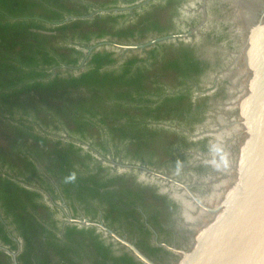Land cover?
<instances>
[{
  "label": "trees",
  "instance_id": "16d2710c",
  "mask_svg": "<svg viewBox=\"0 0 264 264\" xmlns=\"http://www.w3.org/2000/svg\"><path fill=\"white\" fill-rule=\"evenodd\" d=\"M116 1L0 0V167L35 182L53 199L69 200L75 209L77 202L88 205L98 199L105 206L104 220L113 223L125 218L140 226L142 220L145 225L146 208L165 206L160 196L123 175L104 176L101 165L82 174L92 161L88 154L81 155L73 143L64 145L40 135L32 125L16 119L21 112L44 126H65L82 140L96 135L94 144L104 149L107 142L128 141L126 155L135 159L168 152L174 138L149 128L148 120L166 119L187 106L186 95L164 94L162 87L178 86L198 75L200 62L192 50L156 46L144 51L142 58L128 53L118 70H110L107 67L117 63L113 51L95 50L85 56L66 43L71 38L88 42L105 37L140 43L167 30L173 0L137 13L124 25L119 20L123 14L89 17L92 6L106 7ZM83 55L87 66L80 74L57 72L51 77V68L77 65ZM0 211V239L17 248L7 229L10 220L24 244L17 261L0 249V264H35L39 257L46 264L50 255L61 257L69 250H85L104 264H137L132 256L113 255L90 228L66 225L63 237L57 239L47 227L56 224L54 212L41 201V194L1 175ZM92 211L100 214L98 208ZM159 212L149 220L158 222Z\"/></svg>",
  "mask_w": 264,
  "mask_h": 264
},
{
  "label": "rangeland",
  "instance_id": "374dc122",
  "mask_svg": "<svg viewBox=\"0 0 264 264\" xmlns=\"http://www.w3.org/2000/svg\"><path fill=\"white\" fill-rule=\"evenodd\" d=\"M168 1L117 0L106 7L92 6L88 15L123 14L119 20L124 25L136 19L137 13ZM258 16L253 0H173L167 14V30L151 34L153 37L150 35L140 43L118 42L110 37L88 42L77 38L66 41L85 56L95 50L113 51L117 63L107 67L110 70H118L128 53H139L142 58L144 51L156 46L192 50L200 62L198 75L185 78L178 86L162 87L164 94L186 95L187 106L166 119L148 120L149 128L174 138L168 152L162 155L135 159L132 154L126 155L128 141L120 145L107 142L104 149L94 144L96 135L82 140L65 126H44L31 115L16 114L18 121L32 125L38 134L60 140L64 145L73 143L80 148L81 155L88 154L92 161L88 171L81 170L82 174L91 173L95 165H101L105 169L104 176L123 175L160 196L165 206L146 208L143 211L145 225H141L143 220L140 226L125 218L113 223L104 220L105 206L98 199H91L88 205L77 202L75 209L69 200L53 199L35 182L17 175L9 167H0V175L11 177L41 194V201L51 208L56 221L55 226L48 224L47 227L59 240L66 225L90 228L117 257L132 256L137 264H181L185 255L193 252L201 234L223 221L228 202L241 181L240 165L247 142L248 146L251 140L254 144L258 135L252 122L254 118L244 107L253 93L257 72L264 65V33ZM83 56L77 65L60 64L51 68V77L57 72L80 74L87 66ZM157 97L151 96L152 99ZM253 144L248 149L247 159H250ZM94 208L100 209L99 215L92 211ZM155 211H160L158 222L149 220ZM6 224L17 248H10L0 239V249L17 261L23 239L10 220H6ZM87 253L69 250L61 257L50 255L46 264H104ZM34 262L45 264L40 257Z\"/></svg>",
  "mask_w": 264,
  "mask_h": 264
},
{
  "label": "water",
  "instance_id": "95a60500",
  "mask_svg": "<svg viewBox=\"0 0 264 264\" xmlns=\"http://www.w3.org/2000/svg\"><path fill=\"white\" fill-rule=\"evenodd\" d=\"M253 1L264 33V0ZM257 75L253 93L244 107L254 118L258 135L254 144L251 140L248 146L247 142L243 152L237 192L228 202L223 221L201 234L197 246L181 264H264V65Z\"/></svg>",
  "mask_w": 264,
  "mask_h": 264
},
{
  "label": "flooded vegetation",
  "instance_id": "af4514ba",
  "mask_svg": "<svg viewBox=\"0 0 264 264\" xmlns=\"http://www.w3.org/2000/svg\"><path fill=\"white\" fill-rule=\"evenodd\" d=\"M69 18V17H68ZM258 18H259V16H258ZM260 19V18H259ZM261 22V21H260ZM261 68H262V66H261Z\"/></svg>",
  "mask_w": 264,
  "mask_h": 264
}]
</instances>
